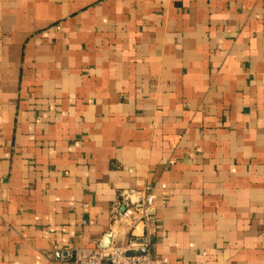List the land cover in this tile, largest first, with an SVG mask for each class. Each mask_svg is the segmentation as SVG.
<instances>
[{
	"label": "crops",
	"instance_id": "crops-1",
	"mask_svg": "<svg viewBox=\"0 0 264 264\" xmlns=\"http://www.w3.org/2000/svg\"><path fill=\"white\" fill-rule=\"evenodd\" d=\"M147 186L152 255L264 264V0H0V264L103 245Z\"/></svg>",
	"mask_w": 264,
	"mask_h": 264
},
{
	"label": "built area",
	"instance_id": "built-area-1",
	"mask_svg": "<svg viewBox=\"0 0 264 264\" xmlns=\"http://www.w3.org/2000/svg\"><path fill=\"white\" fill-rule=\"evenodd\" d=\"M156 199L152 186H147L141 192H122L112 208L114 227L110 233L111 247L103 249L102 245H97L91 249L70 250L66 253L65 264H170L167 258L151 254L152 242L148 231L143 235L136 233L140 225L147 228L154 221ZM124 226L128 227L126 237L119 239L120 229ZM139 250H146V255H127Z\"/></svg>",
	"mask_w": 264,
	"mask_h": 264
},
{
	"label": "water",
	"instance_id": "water-1",
	"mask_svg": "<svg viewBox=\"0 0 264 264\" xmlns=\"http://www.w3.org/2000/svg\"><path fill=\"white\" fill-rule=\"evenodd\" d=\"M111 243H112V237L109 236L106 241L104 242V244L102 245L103 249H109L111 247ZM147 251L146 250H139V251H134V252H128V256H142V255H146ZM105 264H109V263H105Z\"/></svg>",
	"mask_w": 264,
	"mask_h": 264
}]
</instances>
